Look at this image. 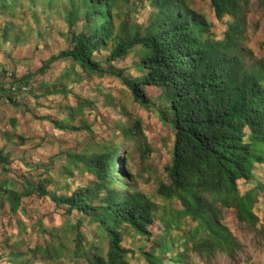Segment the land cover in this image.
<instances>
[{
	"label": "rangeland",
	"instance_id": "obj_1",
	"mask_svg": "<svg viewBox=\"0 0 264 264\" xmlns=\"http://www.w3.org/2000/svg\"><path fill=\"white\" fill-rule=\"evenodd\" d=\"M69 2L0 0V151L8 158L5 164L0 159V264H87L70 240V225L78 218L86 236L83 248L107 253L106 233L98 231L96 223L76 211L67 215L66 208L50 198L91 185L92 177L73 167L69 157L103 146L118 152L121 183L154 206L155 220L148 234L140 236L124 226L122 244L131 251L130 264H149L147 252L168 264H264V166H255L253 181L238 183L241 195L257 191L256 225L240 222L234 209L222 210V224L237 241L233 254L196 251L194 244L200 238L191 237L195 221L180 215L176 200L158 194L161 185L171 184L167 168L175 143L171 116L161 118L170 106L164 89L147 86L148 104L143 105L125 87L122 77L142 76L138 47L114 62H108V52L101 49L95 58L102 63V73L87 74L71 59L59 57L71 48L73 34L87 27L83 13L70 23ZM191 7L203 15L217 40L224 39L229 17L217 20L210 0H191ZM119 9L120 14L113 11L112 17L115 26L123 24L124 30L132 25L145 27L158 13L152 0H124ZM246 17L242 47L247 61L264 65L262 3L252 0ZM137 122L142 136H125L124 128ZM29 184L43 186L48 195L39 196L34 189L12 211L5 187L22 192ZM259 184L261 190L256 189ZM95 202L100 204L98 199ZM60 243L62 250H58Z\"/></svg>",
	"mask_w": 264,
	"mask_h": 264
},
{
	"label": "trees",
	"instance_id": "obj_2",
	"mask_svg": "<svg viewBox=\"0 0 264 264\" xmlns=\"http://www.w3.org/2000/svg\"><path fill=\"white\" fill-rule=\"evenodd\" d=\"M251 1L210 0L217 20L230 18L221 40L211 33L203 15L191 7V0H152L158 13L150 24L132 25L127 30L123 24L116 27L112 17L113 11L120 14L124 0L68 3L72 8L67 13L70 23L83 13L87 27L73 34L71 48L59 57L71 59L87 74L102 73V63L95 58L101 49L108 52L107 61L114 62L138 47L142 76L131 80L122 77L125 87L143 105L148 104L147 86L164 89L170 106L162 111L161 118L171 116L175 143L167 168L171 184L161 185L158 194L176 200L182 208L180 215L195 221L191 237L200 238L194 244L200 253L222 250L232 255L236 249V239L222 224V210L234 209L240 222L250 226L257 223V191L241 195L238 188L240 181L255 179L257 164L264 166V65H250L242 47ZM254 1L264 6V0ZM124 134L142 136L139 123L125 127ZM141 142L143 156L146 141ZM0 159L4 164L8 160L2 151ZM69 161L89 174L92 184L78 187L70 195L50 198L65 207L67 215L76 211L85 216L82 218H90L98 231L106 233L108 242L105 255L97 249L85 250L86 236L78 218L70 225L74 250L87 264H130L131 251L122 244L124 226L140 236L148 234L147 228L155 220L153 204L143 195L131 194L121 183L116 149L103 146L83 151L70 155ZM28 188L20 192L5 187L12 211H17L22 197L31 195L34 189L39 196L48 195L41 185L29 184ZM262 188L259 184L256 189ZM97 199L100 204L95 202ZM167 250L164 245L163 252ZM145 258L149 264H168L152 252L145 253Z\"/></svg>",
	"mask_w": 264,
	"mask_h": 264
},
{
	"label": "built area",
	"instance_id": "obj_3",
	"mask_svg": "<svg viewBox=\"0 0 264 264\" xmlns=\"http://www.w3.org/2000/svg\"><path fill=\"white\" fill-rule=\"evenodd\" d=\"M22 87H23V91L28 90V87H26V86H22ZM22 87H20V88H22ZM11 88L13 91H17L19 87H17L16 85H12ZM19 90H21V89H19ZM0 103H1V101H0Z\"/></svg>",
	"mask_w": 264,
	"mask_h": 264
},
{
	"label": "clouds",
	"instance_id": "obj_4",
	"mask_svg": "<svg viewBox=\"0 0 264 264\" xmlns=\"http://www.w3.org/2000/svg\"><path fill=\"white\" fill-rule=\"evenodd\" d=\"M12 86V85H11Z\"/></svg>",
	"mask_w": 264,
	"mask_h": 264
}]
</instances>
